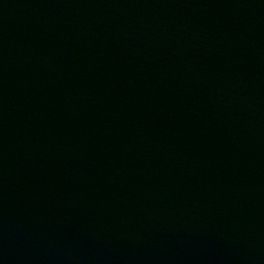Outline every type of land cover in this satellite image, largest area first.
<instances>
[{"label":"water","instance_id":"1","mask_svg":"<svg viewBox=\"0 0 264 264\" xmlns=\"http://www.w3.org/2000/svg\"><path fill=\"white\" fill-rule=\"evenodd\" d=\"M0 264H264V0H0Z\"/></svg>","mask_w":264,"mask_h":264}]
</instances>
